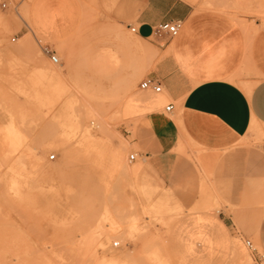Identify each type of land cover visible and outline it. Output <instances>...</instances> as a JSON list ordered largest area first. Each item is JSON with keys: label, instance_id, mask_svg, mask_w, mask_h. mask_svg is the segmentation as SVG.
<instances>
[{"label": "rangeland", "instance_id": "obj_1", "mask_svg": "<svg viewBox=\"0 0 264 264\" xmlns=\"http://www.w3.org/2000/svg\"><path fill=\"white\" fill-rule=\"evenodd\" d=\"M184 1L264 31V0ZM87 14L75 36L50 42V0H0V264H182L173 236L186 214L228 215L239 203L264 207V182L247 180L240 194L234 168L224 164L234 151L264 144V128L220 153L180 137L183 152L171 154L186 175L165 181L145 162L157 129L124 121L120 106L143 82L142 71L168 56L158 49L166 41L140 40L121 24L101 31ZM85 102L99 118H88L93 132L107 135L89 161L94 169L84 152L47 148L54 139L78 140L61 135L60 124L71 112L82 119ZM116 153L121 165L113 167ZM251 243L264 257L259 241ZM238 246L246 253H237L239 264H256L247 243Z\"/></svg>", "mask_w": 264, "mask_h": 264}, {"label": "crops", "instance_id": "obj_2", "mask_svg": "<svg viewBox=\"0 0 264 264\" xmlns=\"http://www.w3.org/2000/svg\"><path fill=\"white\" fill-rule=\"evenodd\" d=\"M87 13L101 31L117 24L137 26L136 37L146 42L156 38L160 24L181 22L174 38H156L157 43L166 41L158 49L168 56L154 70L142 71L143 82L157 79L165 91L142 89L141 83L120 106L124 121L141 120L157 129L145 162L165 181L174 174L186 175L185 169L175 167L180 158L171 154L177 147L183 152L180 137L193 147L220 153L236 148L254 128H264V31H248L245 23L184 0H50L47 41L75 36ZM170 105L172 118L167 119L163 114ZM224 164L234 168L241 194L247 180L264 182V144L236 150ZM173 239L182 264H239L238 243L247 249L246 243L255 239L264 250V207L239 203L228 215L188 213Z\"/></svg>", "mask_w": 264, "mask_h": 264}, {"label": "bare ground", "instance_id": "obj_3", "mask_svg": "<svg viewBox=\"0 0 264 264\" xmlns=\"http://www.w3.org/2000/svg\"><path fill=\"white\" fill-rule=\"evenodd\" d=\"M46 50H45V52H46ZM54 54H55V52H54ZM55 57H56V55H55ZM51 61L53 63H58V58H57V62H54L53 60H51ZM243 87L247 92H249L251 89V88L249 89L248 85H243ZM77 98L78 99H76L75 102L78 100L80 103H82L83 99L80 97H77ZM82 107H83L82 109L84 111V116L82 119H80V117H82L81 115L79 117V120H78V118L76 119V116H78V115L73 114V112H71L67 115L68 123L62 122L60 124L61 126L65 127L63 132L60 133L61 135L78 136L79 137L78 140L68 141V140H65L63 138L54 139L52 141H49V143L47 144V148H48V150H54L57 147H61L66 154L69 153V151L78 150L81 153L82 152L85 153L83 156V159L85 160V162H89L92 159L94 161L95 157L93 158V156L99 155L96 153H99L98 151L101 152L102 149H100V148L102 147V143L104 141H106L107 135L105 134V129L102 130V132H101L102 137L100 139V137H98L93 132L92 127L88 124L89 123V121H88L89 117L92 119L99 120L93 105H91L88 102H85ZM262 138H264V134L262 135ZM124 145L125 144H123V146ZM103 147H104V145H103ZM124 147H126V146H124ZM103 151H104V149H103ZM82 155H81V157H82ZM111 158H112L113 167H118L121 165L122 159H121L120 154H118V153L113 154L111 156ZM93 161H90V162H93ZM90 162L87 164V166L94 169L95 168L94 163H90ZM134 173H136V172H134ZM106 241H109V238H107ZM115 245H117V246H115ZM101 246L105 247V243L102 242ZM114 247H118V244H114ZM238 253L240 255L246 257V253H244L242 250L238 251Z\"/></svg>", "mask_w": 264, "mask_h": 264}, {"label": "built area", "instance_id": "obj_4", "mask_svg": "<svg viewBox=\"0 0 264 264\" xmlns=\"http://www.w3.org/2000/svg\"><path fill=\"white\" fill-rule=\"evenodd\" d=\"M180 28H181V22L180 21L162 23L155 29L154 35L156 37H161L163 35H167L170 38H174L178 34ZM131 31L134 34H136L137 29L134 27V28H131ZM46 54L49 56V58L51 60H53L54 62H57V58L55 57L54 52L47 49ZM141 88L142 89H153L157 93H162V84L157 79L145 80L144 82H142ZM172 111H173V105H170L169 107H167V109H166L167 113H172ZM135 159H136V155L130 156L131 161H135ZM115 246H117V245H115ZM247 246L252 252V257H253L255 263L256 264H262V262H264V257H261L260 255H258L256 249H254L253 244L251 242H247Z\"/></svg>", "mask_w": 264, "mask_h": 264}, {"label": "snow or ice", "instance_id": "obj_5", "mask_svg": "<svg viewBox=\"0 0 264 264\" xmlns=\"http://www.w3.org/2000/svg\"><path fill=\"white\" fill-rule=\"evenodd\" d=\"M262 264H264V262H262Z\"/></svg>", "mask_w": 264, "mask_h": 264}]
</instances>
